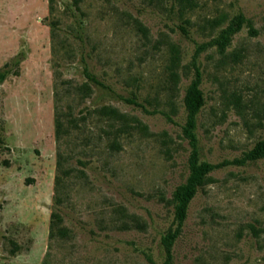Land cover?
<instances>
[{
	"label": "rangeland",
	"instance_id": "obj_1",
	"mask_svg": "<svg viewBox=\"0 0 264 264\" xmlns=\"http://www.w3.org/2000/svg\"><path fill=\"white\" fill-rule=\"evenodd\" d=\"M193 5L0 0V264H162L172 193L189 173L183 98L196 70L197 156L214 167L171 264H264V158H246L264 139V0ZM238 16L220 51L214 40ZM56 105L78 123L59 142ZM58 148L72 168L65 238L49 234Z\"/></svg>",
	"mask_w": 264,
	"mask_h": 264
},
{
	"label": "trees",
	"instance_id": "obj_2",
	"mask_svg": "<svg viewBox=\"0 0 264 264\" xmlns=\"http://www.w3.org/2000/svg\"><path fill=\"white\" fill-rule=\"evenodd\" d=\"M50 11L55 9V3L57 0H48ZM81 0H72V3L76 8L79 7ZM180 5V11L183 13L186 9L192 8L193 0H178ZM244 18L238 16L234 20L235 25H229L226 29L222 31L218 38L214 40L215 44L218 46L220 51H224L226 46L230 43L232 35L240 28L241 23ZM56 21L52 22L55 24ZM53 29V28H52ZM90 80L98 83V80L91 74H87ZM200 73L196 70L195 78L190 82L186 89L183 102L186 110V121L182 127L184 135L189 139L190 145L192 147L189 155V173L185 181L179 184L172 193L171 203L173 205L174 220L177 223V228L173 232H169L164 236V244L166 249V260L162 264H171V243L175 238L179 227L184 222L187 209L191 199L197 193L198 189L203 187L209 179V171L214 167L212 164L199 161L196 150V136L194 134V128L196 125V117L202 106L204 105L205 99L203 91L200 88ZM76 91L83 97H90L92 94V87L88 82H83L75 86ZM56 100L58 92H56ZM102 114H117V110L110 106H101L97 109ZM60 107L56 105L55 107V133L56 139L59 142L62 134L68 132L70 127L77 126L76 118H69L67 124L63 119V115ZM246 158L249 160H256L264 158V139L258 140L255 145L248 151ZM67 157L64 156L63 152L58 148L57 150V174L55 177V197H54V209L51 212L50 220V237H60L65 238L69 235V229L63 225V217L60 212V205L63 202V197L61 195V190L65 186V179L68 177L72 168L67 167L65 162Z\"/></svg>",
	"mask_w": 264,
	"mask_h": 264
}]
</instances>
